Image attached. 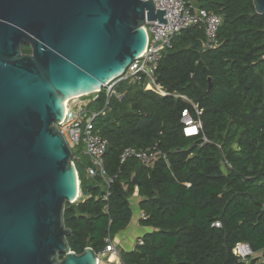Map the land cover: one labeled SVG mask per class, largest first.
Returning <instances> with one entry per match:
<instances>
[{"label": "trees", "instance_id": "16d2710c", "mask_svg": "<svg viewBox=\"0 0 264 264\" xmlns=\"http://www.w3.org/2000/svg\"><path fill=\"white\" fill-rule=\"evenodd\" d=\"M194 5L223 15L217 47L203 49L198 24L183 29L156 70L169 95L120 82L122 98L111 96L95 119L108 140L106 172L115 175L106 199L103 179L84 176L72 153L81 196L65 204L64 222L75 253L101 252L107 236L128 226L132 193L144 213L140 224L152 230L142 245L121 251L125 264H257L258 256L246 261L233 249L264 251V13L253 0ZM105 102L102 88L89 105ZM183 110L201 122L199 134H184ZM154 144L165 156L151 167L134 158L120 164L124 147Z\"/></svg>", "mask_w": 264, "mask_h": 264}, {"label": "water", "instance_id": "95a60500", "mask_svg": "<svg viewBox=\"0 0 264 264\" xmlns=\"http://www.w3.org/2000/svg\"><path fill=\"white\" fill-rule=\"evenodd\" d=\"M253 4L264 13V0ZM164 14L152 0H0V264H97L91 247L67 242L64 207L80 187L57 123L67 97L125 72L143 25Z\"/></svg>", "mask_w": 264, "mask_h": 264}, {"label": "built area", "instance_id": "2783aa9c", "mask_svg": "<svg viewBox=\"0 0 264 264\" xmlns=\"http://www.w3.org/2000/svg\"><path fill=\"white\" fill-rule=\"evenodd\" d=\"M152 1L157 9H165L166 14H164V18H167V22L161 24L157 20L146 21L143 25L146 33L145 47L139 57L126 68L121 76L108 81L104 85L103 88L106 91L105 106L98 110L90 108V102L97 98L99 91L80 97H71L65 104L67 108L64 111L62 119L57 123L59 132L63 135L71 150L80 146L83 147L84 153L90 161V165L86 168L87 175L89 177L99 176L103 179L105 184V199L109 195V186L113 182L115 175L110 176L106 172L104 154L107 149L108 140L96 129L95 119L99 114L105 113V108L111 96H115L119 100L122 98L123 92L117 91V84L128 82L140 86L143 90L152 91L159 96H167L169 95L168 92L156 79V70L163 57V53L172 47L174 37L190 25L198 24L204 32L203 49H212L218 45V31L223 22V15L221 13L195 6L191 0ZM84 97H88V99L84 100ZM181 97L186 99L184 96ZM195 109L199 113L196 106ZM181 121L184 124L183 130L185 135L199 134L201 122L193 119L187 110H183ZM190 127L194 128L193 132L187 131ZM164 156L165 154L156 144L146 149L126 146L120 152L119 162L123 164L128 159L134 158L144 166L151 167L158 158ZM80 196L81 192L78 198ZM141 218H144V213L141 214ZM215 225L219 226V223L216 222ZM142 244L143 239L137 238L135 245ZM233 252L246 261L248 256L254 257L259 255V264L264 263V251L257 254L252 253L246 244L238 243ZM106 254L110 255L106 257ZM97 264H125L121 260L116 245L109 236L105 238V247L99 252Z\"/></svg>", "mask_w": 264, "mask_h": 264}, {"label": "crops", "instance_id": "0c3cea01", "mask_svg": "<svg viewBox=\"0 0 264 264\" xmlns=\"http://www.w3.org/2000/svg\"><path fill=\"white\" fill-rule=\"evenodd\" d=\"M191 1L193 3V0ZM77 149L79 151L75 154V161L77 163V166L80 167L83 175L88 178L89 176L87 175L86 168L88 165H90V161L84 153L82 146L78 147ZM139 199L140 198L135 193H132L129 196L130 205L137 206V209H134L136 213H132L131 220L128 226L125 229L119 231L112 238V242L116 245L119 254L121 253V251H131L134 249L135 245L134 247H132L131 245L128 246L129 239L134 241L135 244L137 238H141L143 234L152 230L150 227H145L140 224L141 214L143 213V211L139 208Z\"/></svg>", "mask_w": 264, "mask_h": 264}, {"label": "rangeland", "instance_id": "374dc122", "mask_svg": "<svg viewBox=\"0 0 264 264\" xmlns=\"http://www.w3.org/2000/svg\"><path fill=\"white\" fill-rule=\"evenodd\" d=\"M197 2V0H193V3H196ZM84 100H87L88 99V97H84L83 98ZM72 151V153H74V154H76V153H78V149L77 148H74V149H72L71 150ZM131 206V211H132V213L134 212V214L136 213L135 211H134V209H137V206H135V205H130ZM132 246V247H134V241H132V240H130L129 239V243H128V246ZM110 254H106V257L107 256H109ZM256 256H258V259H257V264L258 263H260V257H259V255H256ZM105 257V256H104ZM251 257V256H250ZM111 258H113L112 256H111Z\"/></svg>", "mask_w": 264, "mask_h": 264}, {"label": "bare ground", "instance_id": "6f19581e", "mask_svg": "<svg viewBox=\"0 0 264 264\" xmlns=\"http://www.w3.org/2000/svg\"><path fill=\"white\" fill-rule=\"evenodd\" d=\"M89 94H90V93H89ZM69 99H70V97H67V98L65 99V104L68 102ZM66 108H67V106L65 105L64 111L66 110ZM187 131H189V132H193V131H194V128H193V127H190V128H188Z\"/></svg>", "mask_w": 264, "mask_h": 264}]
</instances>
